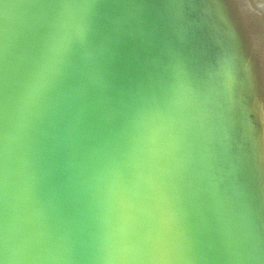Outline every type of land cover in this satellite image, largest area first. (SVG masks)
Returning <instances> with one entry per match:
<instances>
[{"label": "water", "instance_id": "95a60500", "mask_svg": "<svg viewBox=\"0 0 264 264\" xmlns=\"http://www.w3.org/2000/svg\"><path fill=\"white\" fill-rule=\"evenodd\" d=\"M0 264H264V0H0Z\"/></svg>", "mask_w": 264, "mask_h": 264}]
</instances>
